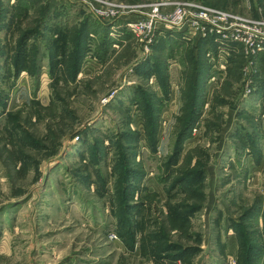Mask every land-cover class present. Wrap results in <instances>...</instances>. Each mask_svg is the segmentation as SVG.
<instances>
[{
    "label": "rangeland",
    "instance_id": "1",
    "mask_svg": "<svg viewBox=\"0 0 264 264\" xmlns=\"http://www.w3.org/2000/svg\"><path fill=\"white\" fill-rule=\"evenodd\" d=\"M72 1L0 0V264H264V62L247 83L171 35L144 52Z\"/></svg>",
    "mask_w": 264,
    "mask_h": 264
},
{
    "label": "built area",
    "instance_id": "2",
    "mask_svg": "<svg viewBox=\"0 0 264 264\" xmlns=\"http://www.w3.org/2000/svg\"><path fill=\"white\" fill-rule=\"evenodd\" d=\"M81 1L92 16L109 27L112 39L134 40L144 52L151 51L155 43L168 39L169 35L197 46L200 41L207 40V57L214 71L217 68L225 70L232 58L241 57L247 83L251 82L254 65L264 54L262 19L253 21L194 2L157 0L147 13L131 15L136 12L125 7L117 9L112 4L96 7L92 0ZM128 35L131 37H125ZM114 47L119 49L116 44Z\"/></svg>",
    "mask_w": 264,
    "mask_h": 264
},
{
    "label": "trees",
    "instance_id": "3",
    "mask_svg": "<svg viewBox=\"0 0 264 264\" xmlns=\"http://www.w3.org/2000/svg\"><path fill=\"white\" fill-rule=\"evenodd\" d=\"M102 23V28H103V30H104V34H103V38L107 35L108 37H109V39H112V38H110V36H109V32H110V29H109V27L106 25V24H104L103 22H101ZM172 42H174V41H172ZM158 43H160V46H158V49L159 48H162L163 50H165L166 48H165V46L167 47L168 45V47L169 48H171V46H172V44H174V43H171V42H169L168 40H161L160 42H158ZM208 45H209V41H207V40H202V41H200L199 43H198V46H197V49H203V50H205L207 47H208ZM237 59V60H236ZM259 60L260 61H264V54H262L260 57H259ZM231 61H232V63L236 66V64L235 63H237L238 65H237V67L238 68H241L242 67V62H243V58H241V57H236V58H232L231 59ZM230 61V62H231ZM231 70H237V69H231ZM195 113V112H194ZM193 116H196L195 114H192L191 115V117H190V120H189V122H187V124H185V126L183 127L184 129H185V131L187 130V133L190 131V133L192 132V130H193V128H192V126L196 123V121L194 120V117ZM191 124H193V125H191ZM183 129V130H184ZM185 133V132H184ZM187 133H185V134H187ZM188 136V135H187Z\"/></svg>",
    "mask_w": 264,
    "mask_h": 264
},
{
    "label": "crops",
    "instance_id": "4",
    "mask_svg": "<svg viewBox=\"0 0 264 264\" xmlns=\"http://www.w3.org/2000/svg\"><path fill=\"white\" fill-rule=\"evenodd\" d=\"M101 28V31H104L103 30V28L102 27H100ZM166 40H168V39H166ZM172 43H174V42H172ZM182 42H180V44H181ZM184 43V42H183ZM194 47H196L197 48V45H194ZM172 61H170V63H171ZM263 62L264 61H258V64L257 65H260V64H262V66H263ZM235 69V65L232 63V61L228 64V69ZM230 73V72H229ZM229 73H227V76L229 75ZM214 76H216V79H215V81H217V85H221L220 84V82L218 81V80H220V78H219V76H217V74L215 75L214 74ZM218 77V78H217ZM213 79H214V77H213ZM235 85V84H234ZM262 91H260V94H259V97L260 98H258V102H259V106L261 107V114H260V118H259V128L261 129L260 131H261V135L263 136V132H262V127H263V122H264V86L262 85ZM233 89H235V86H233ZM219 91V90H218ZM258 119V118H257ZM262 138V137H261ZM262 145V144H261Z\"/></svg>",
    "mask_w": 264,
    "mask_h": 264
}]
</instances>
